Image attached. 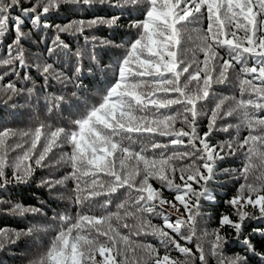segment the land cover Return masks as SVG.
<instances>
[{"label":"snow or ice","instance_id":"6c2138e0","mask_svg":"<svg viewBox=\"0 0 264 264\" xmlns=\"http://www.w3.org/2000/svg\"><path fill=\"white\" fill-rule=\"evenodd\" d=\"M64 5L140 7L144 19L130 25L138 31L125 47L114 71V81L100 94L97 103L71 122L72 127L41 122L34 129L0 131V190L13 183H30L38 169H52L41 177L40 185L51 192L72 180L73 203L82 209L75 217L60 216L56 235L29 264H194L196 257L191 249L182 246L176 237L186 244L192 243L201 215L200 201L214 199L208 185L216 175L217 162L238 151L244 157L238 178L244 183L237 195L226 202L235 210L238 221L223 215L220 225L233 228L239 240L245 220L264 221V0H0V38L6 36L10 26L15 32L7 57L0 59V68L5 69L0 72V94L8 99L34 94V88H18L11 79L5 83L6 77L20 75L17 66L24 68L27 63L22 45L26 36L22 30L24 18L34 27L51 28L52 25L42 23V17L59 12ZM205 19L206 29L201 27ZM118 20V16H96L56 25L57 35L46 50L48 57L58 59L61 54H70L69 45L59 33L83 36L87 30L101 25L111 27ZM186 36L187 42H197L195 50L203 54L202 61L195 55L191 61L185 58L187 51H193L185 48ZM75 55L79 61L82 53L77 50ZM249 61L253 62L251 66ZM34 66L46 84L72 82L79 87L73 75L58 70L56 60L49 62L38 56ZM229 70L235 72L239 82V99L214 94L213 84L228 82ZM80 71L79 66L74 70L77 78ZM23 79L28 81L30 76L25 74ZM253 80H259L260 86ZM210 99L214 102L210 113L202 112L201 102ZM64 101V96L53 97L49 111L59 108ZM202 115H208V131L203 135L198 123ZM231 117L238 123L218 126V121ZM233 127L236 139L218 145L210 143L213 131L228 132ZM241 128L248 131L243 139H239ZM157 135L171 139L165 144L157 143ZM144 141L148 142L146 146ZM138 142L142 144L139 150L134 147ZM169 144L184 150L176 149L171 155L155 153L156 149H167ZM65 145L71 148L70 152L56 151ZM148 148L153 151L151 156L146 154ZM13 152L17 154L11 156ZM174 160L189 163L178 165ZM61 165L70 171L56 177L54 172ZM177 172L182 183L175 182ZM257 172L258 183H250L249 175ZM150 180H157L161 187L154 188ZM193 184L199 185V189ZM120 189H125L127 199L117 204L113 212L108 206ZM162 189L174 193L175 201L184 209L174 221L170 218L172 213L164 211V205H170L177 213L180 208L164 196ZM102 195L107 199L100 205L104 211L97 216L93 214L92 202ZM85 205L87 211H83ZM248 205L258 208L259 215L245 211ZM10 212L18 216L43 214L41 208L20 203L14 204ZM152 217L160 218L162 224H153ZM121 228L128 229V233H121ZM35 230V225L26 231L0 228V251L21 237L31 236ZM141 235L155 237L165 254L160 256L150 243L131 239ZM212 236L210 255L217 258V264H247L245 257L225 256L223 249L228 241L218 229ZM243 243L248 252L259 256L258 264H264V254L257 253L248 239ZM137 248L144 249L146 257L137 258ZM172 248L184 259L172 258ZM196 251L201 264H208L199 243Z\"/></svg>","mask_w":264,"mask_h":264},{"label":"trees","instance_id":"16d2710c","mask_svg":"<svg viewBox=\"0 0 264 264\" xmlns=\"http://www.w3.org/2000/svg\"><path fill=\"white\" fill-rule=\"evenodd\" d=\"M15 14L14 12L13 15ZM96 16L106 18L118 16L119 20L116 25L111 27L101 25L97 28L87 30L83 36L59 33L61 39L69 45L70 54H61L58 59L56 57H48L46 50L51 46L52 40L57 35L55 31L56 25H65L79 19L88 20ZM24 19L25 24L22 25V30L26 33V36L22 41V45L25 50L27 63L24 68L17 66V72L20 75L6 77L5 83L11 79L16 82L18 88H34L35 92L31 97L26 94H21L13 96L11 99H8L6 95L0 94V131L4 129L20 131L34 129L41 122L52 125L53 127H72L71 122L78 119L92 104L97 103L100 94L114 81V71L119 60L124 55L125 47L135 38L138 31V29L130 27V25L135 21L144 19V12L140 7H125L121 9L119 7L109 8L101 5H95L91 8L86 6L64 5L59 12L53 11L48 16L42 17V23L46 22L52 25L53 27L51 28H44L42 26L39 28L34 27L27 17ZM201 27L206 29V19L202 22ZM14 37V29L10 26V31L6 36L0 38V59L7 57L8 45L13 42ZM196 43L195 41L187 42L186 36L185 48L193 49V51H187L185 53V58L189 61L193 60L194 55L197 60L202 61L204 59L203 54L195 50ZM77 50L82 53L79 61L75 55ZM92 55L95 56V59L91 58ZM221 55H224L223 50H221ZM38 56L48 59L49 62L56 60L58 70L73 75V79L79 84V87H76L72 82L59 83L49 81L46 84L34 66V62ZM252 63V61H249L250 66ZM77 66L81 69L78 78L74 75V70ZM238 67L237 65L236 68ZM4 70L0 68V72ZM25 74L30 76L28 81L23 79ZM255 75L252 74V76ZM252 76L248 78L252 79ZM253 83L256 86H260L259 80H253ZM239 89L240 85L233 70H229L228 82L224 84H213V91L216 96H235L239 99ZM73 92L76 93L75 96L72 95ZM56 96H64L65 101L61 103L59 108H52L49 111V108L52 106V98ZM244 98H248L247 94H245ZM228 103L231 104L233 101L229 100ZM201 104L204 105L201 109L204 113H210V109L214 106V102L211 99L209 101H202ZM198 123L200 125L199 132L203 135L204 132L208 131V115H202ZM227 123L235 125L238 121L234 117H231L226 121H218V126ZM176 126L179 128L181 125L177 123ZM247 135L248 131L241 128L239 139H243ZM236 138V129L233 127L228 132L213 131L209 137V141L213 145H218L224 141L234 140ZM170 139V137H160L158 135L155 137V141L162 144L167 143ZM184 139L185 141L187 140V138ZM147 143V141H144L143 146H146ZM141 146L142 144L139 142L134 145L137 150ZM176 149L184 150L180 146L169 144L167 149H156L155 153L158 155L161 152H165L171 155ZM188 150L190 151L191 149L189 148ZM18 151H22V149ZM56 151L58 153L70 152L71 148L65 145ZM16 154V152H13L11 156H15ZM146 154L151 156L153 151L148 148ZM243 159V152L238 151L235 155H227L224 160L217 162L216 175L208 185L214 199H201L200 201L201 215L197 218L196 222V236L193 238L191 244H186L185 241L179 240L176 237L182 246L191 249L193 255L196 257L194 264H201L198 259L199 253L196 251L197 243L202 246L208 264H217V258H213L210 255L211 241L214 238L212 233L217 229L228 241L223 249L225 256L229 258L241 256L247 259V264H258L259 256H254L247 251L246 245L243 243L244 239H248L251 242L257 253L264 254V236L261 235V233H264V221L259 219L245 220L242 225V236L239 240L236 239V233L233 228L227 225L221 227L220 225V220L223 215H228L233 221H238L235 210L226 202L237 195L240 185L244 183L242 178H238L243 166ZM173 162L178 165L189 163L188 160H174ZM51 171L53 170L38 169L35 178L30 183H13L9 184L7 189L0 190V228L26 231L29 227L35 225L37 229L31 236L21 237L16 243L8 244L5 250L0 251V264H29V261L39 251L47 248L51 239L56 235L61 223L60 216L67 214L75 217L76 213L82 210L80 206L73 203L72 197L74 195L73 188L75 185L72 180L67 181L65 186H58L51 192L46 186L40 185L41 177L48 175ZM68 171H70V168L61 165L54 174L56 177H61ZM258 174L257 172L249 175V182L258 183L255 179V176ZM175 182L182 183L179 179V172L176 174ZM150 183L154 188L159 189L161 187L157 180H150ZM193 187L199 189V185L197 184H193ZM162 191L168 200L176 203L180 208V213H177L175 209L174 212H171L172 215L170 218L174 221L177 215L184 213V209L182 205H179L175 201L174 193L169 192L167 189H162ZM127 195L125 189H120L113 195L112 203L108 206L109 210L116 211V205L127 199ZM105 199L107 197L102 195L92 202L93 214L97 216L102 214L104 210L100 205ZM253 199H255L254 196ZM16 203H20L25 207L41 208L43 214L37 216L31 214L25 216L13 215L10 209ZM167 206L168 204L164 205V211L170 212L166 210L165 207ZM87 210L88 205H85L83 211ZM245 211L254 213L257 216L259 215L258 208H253L251 205L246 206ZM151 220L153 224H162V220L158 217H152ZM128 223L131 224L133 221L130 219ZM120 231L123 234L128 233V229L126 228H121ZM184 231L187 234V230L185 229ZM170 234L175 236V234ZM131 239L150 243L158 249L160 256L165 254L164 248L152 235L133 236ZM134 255L137 258L146 257V253L142 248H137ZM169 255L174 259H184L174 248L170 250ZM97 259L100 260L101 258L97 255ZM240 264H244V262L241 261Z\"/></svg>","mask_w":264,"mask_h":264},{"label":"rangeland","instance_id":"374dc122","mask_svg":"<svg viewBox=\"0 0 264 264\" xmlns=\"http://www.w3.org/2000/svg\"><path fill=\"white\" fill-rule=\"evenodd\" d=\"M166 208V210L168 211H170V212H174V209H172L171 207H170V205H168L167 207H165Z\"/></svg>","mask_w":264,"mask_h":264}]
</instances>
